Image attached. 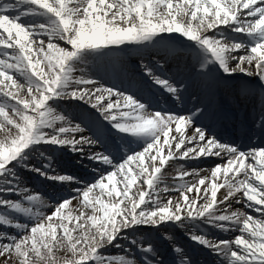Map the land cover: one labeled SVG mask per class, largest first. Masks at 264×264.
<instances>
[{"label": "snow or ice", "instance_id": "6c2138e0", "mask_svg": "<svg viewBox=\"0 0 264 264\" xmlns=\"http://www.w3.org/2000/svg\"><path fill=\"white\" fill-rule=\"evenodd\" d=\"M0 264H264V0H0Z\"/></svg>", "mask_w": 264, "mask_h": 264}, {"label": "rangeland", "instance_id": "374dc122", "mask_svg": "<svg viewBox=\"0 0 264 264\" xmlns=\"http://www.w3.org/2000/svg\"><path fill=\"white\" fill-rule=\"evenodd\" d=\"M63 166H64L68 171H70V172H75L76 174L80 175L79 170L73 168L70 164H65V165H63ZM201 167H204V165H201ZM37 187H41L42 190H46V191H48L49 193H51V191H52V189H50V188H44L43 186L38 185V184H37Z\"/></svg>", "mask_w": 264, "mask_h": 264}, {"label": "bare ground", "instance_id": "6f19581e", "mask_svg": "<svg viewBox=\"0 0 264 264\" xmlns=\"http://www.w3.org/2000/svg\"><path fill=\"white\" fill-rule=\"evenodd\" d=\"M238 136V134H236Z\"/></svg>", "mask_w": 264, "mask_h": 264}]
</instances>
